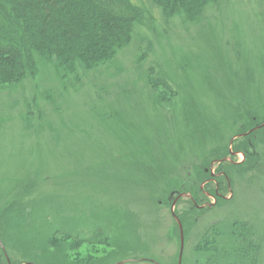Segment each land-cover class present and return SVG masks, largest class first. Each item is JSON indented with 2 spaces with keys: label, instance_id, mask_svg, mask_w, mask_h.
Instances as JSON below:
<instances>
[{
  "label": "rangeland",
  "instance_id": "374dc122",
  "mask_svg": "<svg viewBox=\"0 0 264 264\" xmlns=\"http://www.w3.org/2000/svg\"><path fill=\"white\" fill-rule=\"evenodd\" d=\"M147 6L95 68L0 82V264H204L242 229L264 264V0Z\"/></svg>",
  "mask_w": 264,
  "mask_h": 264
},
{
  "label": "trees",
  "instance_id": "16d2710c",
  "mask_svg": "<svg viewBox=\"0 0 264 264\" xmlns=\"http://www.w3.org/2000/svg\"><path fill=\"white\" fill-rule=\"evenodd\" d=\"M216 1L0 0V82H16L34 70L36 55L53 61L65 74L77 65L95 68L127 46L137 27L152 22L149 4L162 17L188 19ZM155 81L171 89L166 79L156 77ZM240 231L242 238L237 237L235 242L224 239L218 251L210 246V251L204 252V264H253L256 249L248 255V246H244L247 243L243 242L250 234L246 229ZM78 235L90 242L104 241L99 226L84 229Z\"/></svg>",
  "mask_w": 264,
  "mask_h": 264
},
{
  "label": "water",
  "instance_id": "95a60500",
  "mask_svg": "<svg viewBox=\"0 0 264 264\" xmlns=\"http://www.w3.org/2000/svg\"><path fill=\"white\" fill-rule=\"evenodd\" d=\"M263 124H264V123H263ZM263 124L259 125L258 127H261V126H263ZM258 127H255V128H258ZM255 128H253V129H255ZM253 129H252V130H253ZM179 226H180V224H179Z\"/></svg>",
  "mask_w": 264,
  "mask_h": 264
},
{
  "label": "flooded vegetation",
  "instance_id": "af4514ba",
  "mask_svg": "<svg viewBox=\"0 0 264 264\" xmlns=\"http://www.w3.org/2000/svg\"><path fill=\"white\" fill-rule=\"evenodd\" d=\"M255 129H256V128H255ZM255 129H253V130H255ZM253 130L251 129L250 132H252Z\"/></svg>",
  "mask_w": 264,
  "mask_h": 264
}]
</instances>
